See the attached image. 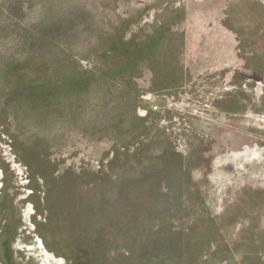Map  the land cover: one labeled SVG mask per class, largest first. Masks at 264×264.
<instances>
[{
	"label": "rangeland",
	"instance_id": "rangeland-1",
	"mask_svg": "<svg viewBox=\"0 0 264 264\" xmlns=\"http://www.w3.org/2000/svg\"><path fill=\"white\" fill-rule=\"evenodd\" d=\"M1 264H264V0H0Z\"/></svg>",
	"mask_w": 264,
	"mask_h": 264
},
{
	"label": "flooded vegetation",
	"instance_id": "flooded-vegetation-1",
	"mask_svg": "<svg viewBox=\"0 0 264 264\" xmlns=\"http://www.w3.org/2000/svg\"><path fill=\"white\" fill-rule=\"evenodd\" d=\"M1 264V263H0Z\"/></svg>",
	"mask_w": 264,
	"mask_h": 264
}]
</instances>
